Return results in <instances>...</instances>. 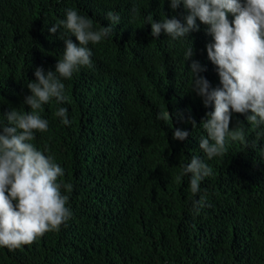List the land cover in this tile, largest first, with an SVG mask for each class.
Masks as SVG:
<instances>
[{
    "label": "trees",
    "instance_id": "1",
    "mask_svg": "<svg viewBox=\"0 0 264 264\" xmlns=\"http://www.w3.org/2000/svg\"><path fill=\"white\" fill-rule=\"evenodd\" d=\"M67 9L92 19L93 30L109 26L110 11L121 17L112 36L89 44L92 67L62 78L67 100L52 98L39 111L49 127L32 143L64 170L57 183L71 217L31 245L0 246V264H264V125L232 113L229 128L243 129L246 143L228 137L225 154L212 159L200 149L201 121L214 106L192 91L190 66L198 61L200 75L220 86L206 50L212 36L197 20L189 38L162 31L154 39L148 19L183 22V5L173 12L169 0H0V128L12 109L30 111L23 101L36 68L54 71L63 39L78 43L63 27L49 32ZM61 107L68 125L55 115ZM167 110L172 120L157 119ZM175 129L189 136L174 140ZM193 157L212 169L196 194L190 174L181 176Z\"/></svg>",
    "mask_w": 264,
    "mask_h": 264
},
{
    "label": "clouds",
    "instance_id": "2",
    "mask_svg": "<svg viewBox=\"0 0 264 264\" xmlns=\"http://www.w3.org/2000/svg\"><path fill=\"white\" fill-rule=\"evenodd\" d=\"M173 12L183 5L186 14L182 20L175 15L156 22L148 17L151 35L158 39L163 31L173 40L189 38L200 30V24L207 27L213 42L206 45L208 59L217 67L220 86L212 87L200 73L206 68L198 61L190 66L192 91L202 99L203 105L214 106L201 121L207 138H201L200 149L208 159L222 156L226 152V138L246 143L243 129L230 130L232 113L246 114L247 121L255 127L264 125V0H169ZM234 20L230 23L227 14ZM109 26L93 30V21L79 15L77 10L67 9L66 19L53 24L49 32L55 34L61 27L70 31L78 43L69 37L63 39L65 49L63 58L58 60L55 70L45 72L37 67L35 81H29L30 95L23 104L30 111L20 112L12 109L7 112V124L0 128V246L9 250L22 245H31L46 232L59 230L71 217L66 207L67 195H62V185L57 178L64 170L54 162V158L37 150L32 141L35 131L46 132L49 122L41 118L42 105L52 98L64 102L65 85L62 78L71 79L74 72L82 66L92 67V51L89 44H98L113 35V26L121 17L113 12L107 13ZM194 55L193 46L185 52V60ZM67 109L59 108L55 113L68 125ZM179 116V114H175ZM173 113L162 111L157 119L165 123L172 120ZM193 127L196 121L189 117ZM189 136L185 130L175 129L173 139L184 141ZM190 174V191L196 194L205 177L212 169L200 158L193 157L183 166L182 175ZM180 176L177 177V180ZM71 189V185L65 186ZM198 212L203 206V198L194 201Z\"/></svg>",
    "mask_w": 264,
    "mask_h": 264
}]
</instances>
